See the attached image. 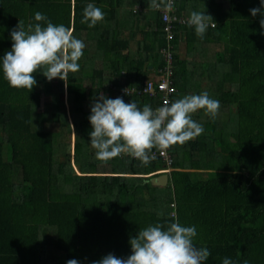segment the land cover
<instances>
[{"label": "trees", "instance_id": "1", "mask_svg": "<svg viewBox=\"0 0 264 264\" xmlns=\"http://www.w3.org/2000/svg\"><path fill=\"white\" fill-rule=\"evenodd\" d=\"M89 3L105 14L91 28L81 23ZM149 3L0 0V59L11 50V30L19 20L36 23V12L73 29L85 45L64 95L43 68L33 73L31 91L11 87L0 69V264H92L109 253L126 258L139 229L167 227L174 216L196 227L194 245L211 253L204 264L225 257L264 264V17L249 11L261 0H174L177 15L205 12L216 28L201 39L186 23L172 24L170 102L184 97L188 82L194 88L211 82L220 108L215 118L204 109L193 113L203 133L167 148L165 185L150 180L164 166L158 156L147 165L127 154L100 161L90 145L88 117L99 89L140 109L159 105L158 95L121 91L140 89L149 71L163 65V22ZM181 39L189 60L177 53Z\"/></svg>", "mask_w": 264, "mask_h": 264}, {"label": "clouds", "instance_id": "2", "mask_svg": "<svg viewBox=\"0 0 264 264\" xmlns=\"http://www.w3.org/2000/svg\"><path fill=\"white\" fill-rule=\"evenodd\" d=\"M148 7L172 13L175 3L174 0H150ZM249 11L253 17L258 14L264 17V0H261L259 8ZM104 18V12L89 3L83 10L81 23H88L91 28ZM165 19L173 17L166 15ZM34 21L36 23L27 25L23 20L18 21L10 32L13 41L11 50L0 59V69L9 85L30 91L37 83L33 73L39 68L44 69L42 75L49 81L54 78L66 81L70 72L79 71L78 61L85 47L83 41L73 35V29L53 24L44 14L36 12ZM186 24L193 27L201 39L209 26L216 28L211 15L198 11L189 14ZM260 27L264 29V18L260 19ZM219 108L220 101L211 98L207 92L186 95L174 102L166 100L155 110L149 105L140 109L133 101L125 103L120 97L111 99L99 94L91 105L88 117L92 126L90 145L100 161L127 154L147 165L154 158L150 155L153 148L164 150L203 133V126L192 119L193 113L204 109L207 115L215 118ZM173 219L175 222L167 227L157 223L139 229L136 236L129 240L131 255L128 257H116L109 253L92 264H204L211 253L206 247L194 245L196 227L181 225L175 216ZM66 264H78V261L71 259ZM222 264L234 262L225 257ZM244 264L248 262L244 261Z\"/></svg>", "mask_w": 264, "mask_h": 264}, {"label": "built area", "instance_id": "3", "mask_svg": "<svg viewBox=\"0 0 264 264\" xmlns=\"http://www.w3.org/2000/svg\"><path fill=\"white\" fill-rule=\"evenodd\" d=\"M159 13L161 20L163 21V30L165 31L166 38V46L160 48L163 65L146 79H144L140 89H135L133 87H123L121 89V91L124 93L136 91L137 93H144L149 97H155L156 95H158V107L162 106L166 100L170 102L171 95L176 91L174 85L175 77L173 76L172 51L171 45L169 43V40L173 38L172 24L186 23V20L188 18L177 15L175 10L172 13H163L161 11H159ZM166 15L173 17V19H165ZM150 155L158 156L164 162L163 168L155 170L154 173H169V171L171 170V157L167 149L161 150L153 148Z\"/></svg>", "mask_w": 264, "mask_h": 264}, {"label": "rangeland", "instance_id": "4", "mask_svg": "<svg viewBox=\"0 0 264 264\" xmlns=\"http://www.w3.org/2000/svg\"><path fill=\"white\" fill-rule=\"evenodd\" d=\"M182 40V39H181ZM179 50H178V55H180L181 57H182V55H184V45L182 44V43H180L179 44ZM100 64V61L99 60H97L96 61V63H95V65H99ZM87 82H88V80H86ZM56 83H57V89L59 90V91H63V95H64V93H65V86H64V81L63 80H61V79H59V78H56ZM205 85L207 86V88H205V91L203 90L201 93H203V92H207L208 94H209V96L211 97V98H213V99H216V100H218V98H219V96H217V94H216V91H215V93H214V90H213V84L210 82H205ZM194 90H196V88H193ZM200 93V94H201ZM99 94H103V92H102V89H99L98 90V95ZM230 108H233L232 106L230 107ZM68 145H69V147H68V149H69V153H70V157H71V155H72V137L70 138V140H69V142H68ZM159 174H161V173H159ZM159 174H156V175H153L152 177H151V181L153 182V184L154 185H157V186H161L157 181H156V176H158ZM166 174V177L168 178V175H169V173H165ZM166 183H167V180H166ZM165 183V184H166ZM164 184V185H165ZM13 191H14V193L15 194H18L19 193V188H18V186L16 185L15 187H14V189H13ZM161 195L163 196L164 195V191H162L161 192ZM49 255L50 256H53V257H55L56 255H58L59 256V252H57V251H55V250H49Z\"/></svg>", "mask_w": 264, "mask_h": 264}, {"label": "crops", "instance_id": "5", "mask_svg": "<svg viewBox=\"0 0 264 264\" xmlns=\"http://www.w3.org/2000/svg\"><path fill=\"white\" fill-rule=\"evenodd\" d=\"M182 43L184 45V55H182V57L179 55L180 58H183L184 60H189L191 59V54H189V52L187 51V48L185 47V41L182 39L179 41V44ZM178 44V47H179ZM179 50V48H178ZM177 50V52H178ZM195 56H196V51H195ZM148 68L150 69L151 66L148 65ZM152 74V71H149L148 75L150 76ZM194 88L193 85L188 82L185 87H184V96L186 95H192V94H200L203 90L205 91V88H207V86L205 85V82H198L197 86L195 87L197 90L192 89Z\"/></svg>", "mask_w": 264, "mask_h": 264}, {"label": "water", "instance_id": "6", "mask_svg": "<svg viewBox=\"0 0 264 264\" xmlns=\"http://www.w3.org/2000/svg\"><path fill=\"white\" fill-rule=\"evenodd\" d=\"M167 177L165 173H161L158 176H156V181L160 184V185H164L166 183Z\"/></svg>", "mask_w": 264, "mask_h": 264}]
</instances>
